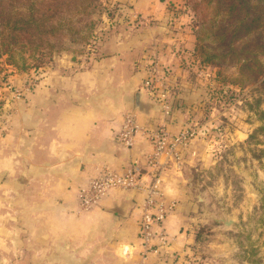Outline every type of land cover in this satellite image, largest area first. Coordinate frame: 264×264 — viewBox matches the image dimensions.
<instances>
[{
    "label": "crops",
    "instance_id": "crops-1",
    "mask_svg": "<svg viewBox=\"0 0 264 264\" xmlns=\"http://www.w3.org/2000/svg\"><path fill=\"white\" fill-rule=\"evenodd\" d=\"M157 2H135L136 13L145 15L140 21L144 26L115 32L89 61L56 63L3 111L0 141L8 147L0 153V162L14 156L15 176L0 172L4 246L0 260L7 259L9 264H190L203 201L189 177L199 158L198 137L180 148L178 160L163 154L153 167L145 162L152 151L146 137L137 134L131 147L116 141L126 113H133L140 125L164 127L171 134L197 124L196 89L205 82L194 76L191 66L194 36L151 28L150 24L153 27L155 21L166 18L155 11ZM147 19L154 21L145 24ZM156 64L166 71L164 82L171 98L168 116L142 92L143 81ZM138 91L142 92L141 111L135 108ZM73 112L93 117L92 130L75 146L53 131L62 115ZM105 169L118 174L133 169L146 183L158 180L160 197L170 205L157 228L166 236V244L153 240V248L141 255L139 221L145 197L141 191L113 188L90 210L79 209V189ZM4 186L9 189L7 195ZM96 210L107 219L81 244L77 225ZM86 247L87 255L81 256Z\"/></svg>",
    "mask_w": 264,
    "mask_h": 264
},
{
    "label": "rangeland",
    "instance_id": "rangeland-1",
    "mask_svg": "<svg viewBox=\"0 0 264 264\" xmlns=\"http://www.w3.org/2000/svg\"><path fill=\"white\" fill-rule=\"evenodd\" d=\"M138 1L96 0L89 15L67 17L71 22L65 23L62 43L49 35L50 46L11 60L2 55L0 122L10 102L30 91L43 71L64 60L89 61L115 32L143 25L145 15L133 7ZM158 1L155 11L163 12L166 21H155L152 27L149 22L154 20L147 19L145 24L194 36L191 66L194 76L205 82L196 89L200 105L197 124L191 126L199 139V158L189 177L203 201L190 264H264V69L242 75L231 62H201L204 55L195 54L194 47L210 45V39L209 34L200 41L195 38L204 25L200 8L194 9L190 0Z\"/></svg>",
    "mask_w": 264,
    "mask_h": 264
},
{
    "label": "trees",
    "instance_id": "trees-1",
    "mask_svg": "<svg viewBox=\"0 0 264 264\" xmlns=\"http://www.w3.org/2000/svg\"><path fill=\"white\" fill-rule=\"evenodd\" d=\"M95 1L0 0V57L6 55L11 60L38 47L50 46L47 41L49 35L56 39V44L62 43L60 37L65 23L71 22L67 17L89 15V9L95 8ZM190 2L194 9L200 8L204 24L195 38L200 41L205 34H209L210 39V45L196 44L194 47L195 54L204 55L201 62H231L238 65L242 75L245 72L256 75L262 72L264 0ZM261 85L264 87V80Z\"/></svg>",
    "mask_w": 264,
    "mask_h": 264
},
{
    "label": "built area",
    "instance_id": "built-area-1",
    "mask_svg": "<svg viewBox=\"0 0 264 264\" xmlns=\"http://www.w3.org/2000/svg\"><path fill=\"white\" fill-rule=\"evenodd\" d=\"M165 72V68L162 66L153 65L151 72L143 81L142 89L148 97L159 105L161 113L168 116L171 112V98L170 91L164 82ZM137 134L146 137L150 142L152 151L146 156L145 162L153 167L163 154L178 160L180 148L187 145L194 137V130L191 127H185L178 133L171 134L164 127L153 129L140 125L133 113L124 114L121 128L116 134V141L124 147H131ZM157 185V179L151 183H146L137 176L133 169L120 174L105 169L99 176L91 179L86 187L79 189V209L81 211L90 210L113 188L143 192L145 197L141 204L139 236L141 255L144 257L153 248V240L157 241L158 245L167 243L166 236L157 228L168 214L170 205L161 199Z\"/></svg>",
    "mask_w": 264,
    "mask_h": 264
},
{
    "label": "clouds",
    "instance_id": "clouds-1",
    "mask_svg": "<svg viewBox=\"0 0 264 264\" xmlns=\"http://www.w3.org/2000/svg\"><path fill=\"white\" fill-rule=\"evenodd\" d=\"M92 119L93 117L91 114L85 115L80 112L65 114L58 119L53 131L56 132L59 138L71 141L73 142V146H75L80 141L87 138V134L92 130ZM0 146H2L0 147V153H2L3 149L8 147V144L4 141H0ZM14 159V156H10L4 158L3 162H0V172H8L10 178L15 176L11 163ZM4 191L5 195H7V192L9 191L7 186H4ZM106 219L107 217L99 210L84 216L77 225L79 228L81 244L88 238L89 233H95L100 222ZM3 247V242L0 241V248ZM88 247H91V245H88ZM88 247H86L84 252L80 254L81 256L87 255ZM13 250H15V241L13 242ZM4 251H8V249L4 248ZM0 264H9V262L7 259H3L0 260Z\"/></svg>",
    "mask_w": 264,
    "mask_h": 264
},
{
    "label": "water",
    "instance_id": "water-1",
    "mask_svg": "<svg viewBox=\"0 0 264 264\" xmlns=\"http://www.w3.org/2000/svg\"><path fill=\"white\" fill-rule=\"evenodd\" d=\"M142 92H144L142 90ZM142 92L141 91H138L136 94H135V108L138 110V111H141L142 110V105H141V96H142ZM159 106V105H158Z\"/></svg>",
    "mask_w": 264,
    "mask_h": 264
}]
</instances>
